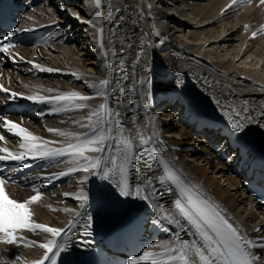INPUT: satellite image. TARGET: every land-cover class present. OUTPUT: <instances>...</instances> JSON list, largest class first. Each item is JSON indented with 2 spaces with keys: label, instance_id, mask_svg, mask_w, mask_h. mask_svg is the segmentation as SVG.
Segmentation results:
<instances>
[{
  "label": "bare ground",
  "instance_id": "1",
  "mask_svg": "<svg viewBox=\"0 0 264 264\" xmlns=\"http://www.w3.org/2000/svg\"><path fill=\"white\" fill-rule=\"evenodd\" d=\"M54 2L50 1L54 7L52 15L47 10L39 9L26 16V22L43 24L52 22L57 16L60 19L71 17L78 50L75 52L73 48L58 46H51L48 51L20 50L19 53L32 63L28 71L38 69V72H44V76L58 75L59 79L35 80L27 75L17 76V88L11 89L20 97L55 98L63 93L76 92L92 98L75 101L87 105L82 109L57 112L52 105V109L46 112L49 117L47 121L28 124L27 132L41 138L36 143L52 142L44 145L47 149L76 143L74 138L48 129L81 136L88 134L90 128L82 125L88 124L92 111L106 103L103 96L95 95V89L89 84L99 85L102 79L107 78L110 80L107 86L110 99L103 111L120 109L125 126L122 138H130L136 144L141 138H155L153 133L166 138L171 145L168 154L170 160L177 163L179 171L183 172L191 185L218 204L242 234L257 236V228L264 225V216L248 202L244 189L239 188L241 182L235 176L227 175L229 167L206 159L202 153L209 146L187 126H183L179 116H175L169 108L162 112V119L156 118L148 108L158 97V91L171 87L185 94L191 102L193 113H201L205 117L227 120L228 114L233 119H239L233 109L242 112L247 107L253 119L246 122L248 128L241 136L253 143L258 141L257 147L264 149V125L259 124L264 119V37H258L255 26L260 21L259 11L248 9L237 17V23H232L220 13L225 0L206 3L204 0H101L100 8H96L95 0H60L62 3L58 7ZM73 12L78 13L81 19H75ZM242 23L252 26L244 33L237 34L236 26ZM105 52L107 59H102ZM90 55L91 59L84 60ZM138 58V72L140 75L147 73L152 81L146 99L131 93L127 97L121 94V90L131 84L127 73L132 71V65ZM40 68L57 71H40ZM245 101L248 103L245 104ZM163 129L167 130V135L163 134ZM22 136L23 133L16 142L20 153L25 151L21 144L26 143ZM182 148H187V151L182 152ZM86 154L92 157L100 155L93 152ZM149 164L148 161L147 164L139 161L135 178L138 176L145 182L146 178L152 179L157 172L152 166L149 168ZM71 167L70 163H64L60 170L68 171ZM92 173V169L79 171L78 177L68 185L74 190L61 187L44 198L41 206L34 209L33 223L63 228L84 202L78 197L86 195L85 186ZM16 192L13 191V194ZM163 192L156 198L149 196L148 201L164 206L158 212L160 216L174 215L176 198L166 188ZM141 193L145 194L143 190ZM65 194H68L67 197ZM55 195L57 198H53ZM63 199L65 202L62 204ZM146 202L143 200L141 204ZM138 203L137 199L132 198V205ZM56 210L59 213H55ZM18 234L22 238L18 241H23L21 244H0V264H36L46 251L39 245L52 238L50 233L42 230L18 231ZM184 239L190 238L185 236ZM25 240L35 246H25ZM165 242L173 243V240L160 242L150 253H163ZM155 258L159 260L161 257ZM152 260L148 259L149 262Z\"/></svg>",
  "mask_w": 264,
  "mask_h": 264
},
{
  "label": "snow or ice",
  "instance_id": "2",
  "mask_svg": "<svg viewBox=\"0 0 264 264\" xmlns=\"http://www.w3.org/2000/svg\"><path fill=\"white\" fill-rule=\"evenodd\" d=\"M236 0H233L235 3ZM264 4V0H260ZM96 8H100L101 0H95ZM150 7V6H149ZM73 17L80 20L78 13L73 12ZM19 31V29H16ZM12 36L14 33H8ZM159 35V33H157ZM255 37V33H253ZM14 47L11 43L0 42V53H8V49ZM143 51V49H142ZM115 56L116 53H113ZM123 54H121L122 56ZM108 54L102 53V59H107ZM140 63L139 58L132 65V71L127 73L128 79L131 81L130 86H126L121 90V94L128 96L131 93L133 96L139 95L141 99H146L148 92L151 89L152 81L148 78L147 73L140 75L137 68ZM34 67L39 68L38 65ZM40 71L53 72L57 71L52 68L43 69ZM110 80L102 79L99 85L89 84V87L95 89V95L103 96L107 103L110 99L108 96L107 86ZM0 90L7 92L0 86ZM11 98H16L17 93H9ZM33 103H49L55 108V111L62 112L65 110L82 109L87 105L83 103H75V101H88L92 97L80 95L76 92L63 93L53 99L45 97L28 96L21 97ZM63 102V103H61ZM106 103L101 104L98 109L92 111L88 117V124L82 125L89 127L90 132L85 135H74L64 133L58 129H48L50 132H56L59 135L74 138L76 143H69L65 148L47 149L44 147L49 141H36L41 138L36 137L27 132L26 129L20 128L17 124L3 119V123L8 125V131L14 132L17 136L23 133L22 139L26 143L21 144V148L25 151L21 153H11L8 149H0V152L8 153V156L0 155V162H7L8 157L11 161L24 164L26 157L32 159L57 161L65 158V163L72 165L68 172L60 173L59 175H69L76 171L93 170V175L102 181H107L117 190L119 195L124 198L148 200L149 196L156 197L158 195L153 181L150 178L139 180L138 176L134 179L139 161L147 164L146 156L154 153L148 151L151 145V137L141 138L138 144L134 143L130 138H122L125 126L122 123L121 112L119 108L103 111L106 108ZM245 104L248 101L244 102ZM235 116L239 119H233L231 115H227V124L231 137H238L248 128L247 121L253 119L248 108L245 107L242 112L236 111ZM264 116V113H262ZM94 118V119H93ZM23 119V118H21ZM134 119V118H133ZM260 125H264V119L259 121ZM115 125V128H113ZM139 135V132H137ZM155 133H153V137ZM3 139V137H0ZM93 152L100 155L92 157L86 153ZM163 166L164 175L159 177L161 186H170L174 190L176 199L174 200V215L160 216L159 219L169 225H173L177 231L173 233L178 243L165 242V251L163 253L152 254V264H264V237L259 240L249 239L241 233V231L230 222L229 218L224 214L218 204L207 199L195 186L187 184L183 178L172 169L169 164L163 161L160 157L155 156ZM83 161V163H81ZM151 168V165H148ZM6 180L0 177V233H8V243H14L18 238L12 235L14 230H30L36 232L42 230L45 233H50L53 239L45 244H40L39 247L46 250L44 258L37 261L36 264H58V257L68 250L71 246L69 229H58L45 226L39 223H30L31 213L28 204L38 201L42 193L37 190V195H33L26 203H19L15 199L9 198L5 194L3 185ZM8 182H11L10 180ZM145 195L141 197V191ZM68 194H65L67 197ZM101 199L105 198V193L101 192ZM78 199L89 201L88 195L81 194ZM81 204V207H85ZM154 209L158 212L164 206L162 204H153ZM114 211L120 212L121 208L114 207ZM79 215V214H78ZM74 223V221L72 222ZM92 218L88 217L87 224L84 225L85 235L91 234ZM261 231L260 229L256 230ZM181 233L186 234L190 239H182ZM25 246L29 245L24 241ZM257 249L259 255L253 251ZM150 252L145 251L142 256L134 259L132 264H138L139 261H144L149 257ZM161 257L157 260L155 257Z\"/></svg>",
  "mask_w": 264,
  "mask_h": 264
},
{
  "label": "rangeland",
  "instance_id": "3",
  "mask_svg": "<svg viewBox=\"0 0 264 264\" xmlns=\"http://www.w3.org/2000/svg\"><path fill=\"white\" fill-rule=\"evenodd\" d=\"M75 52H76V50H75ZM29 56V55H28ZM92 58V56L90 55V56H87V58L86 59H84V60H88V59H91ZM75 85H77V83L75 84ZM170 122H173V121H170ZM66 122H63V124H65ZM195 139V138H194ZM193 138H191V140H194ZM263 145H264V140H263V143H262ZM183 152V151H182ZM53 198H57V196L55 195ZM46 208V207H45ZM55 213H59V211H55Z\"/></svg>",
  "mask_w": 264,
  "mask_h": 264
}]
</instances>
